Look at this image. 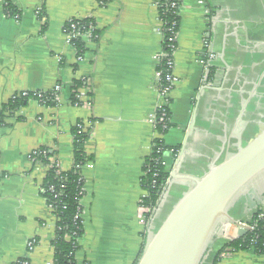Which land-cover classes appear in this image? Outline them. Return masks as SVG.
<instances>
[{
	"label": "crops",
	"instance_id": "1",
	"mask_svg": "<svg viewBox=\"0 0 264 264\" xmlns=\"http://www.w3.org/2000/svg\"><path fill=\"white\" fill-rule=\"evenodd\" d=\"M6 4L13 15L5 12ZM178 16L173 54L178 83L169 95L164 160L177 170L186 140L179 176L201 179L210 166L236 153L239 140L245 146L264 129V0H181ZM86 19L99 36L81 39L85 53L78 61L64 26ZM161 43L162 23L153 0H107L104 5L0 0V108L16 94L60 87L55 106L29 101L0 123V264L20 259L52 264L55 220L41 195L48 167L31 156L47 149L50 166L70 171L78 122L88 132L83 150L93 168L82 171L83 234L76 264H136L191 189L189 182L171 180L151 223L140 224L142 169L158 138L151 120L161 102L154 78ZM210 68L214 73L208 80ZM75 81L85 82L88 90L82 106L70 100ZM240 203L230 213L237 223L249 224L257 208L264 209V200ZM30 242H35L32 251ZM226 243L214 238L203 264H212ZM222 255L218 264H264V257L252 251Z\"/></svg>",
	"mask_w": 264,
	"mask_h": 264
},
{
	"label": "trees",
	"instance_id": "2",
	"mask_svg": "<svg viewBox=\"0 0 264 264\" xmlns=\"http://www.w3.org/2000/svg\"><path fill=\"white\" fill-rule=\"evenodd\" d=\"M100 5H104L107 0H96ZM157 8L158 17L162 23V43L161 52L167 56L171 54L169 50V39L173 33L178 31L180 18L178 11L181 0H158ZM175 3V8L171 9V4ZM5 12L8 16L13 15L14 9L10 4H6ZM75 26V32L81 35H88L92 38H98L99 33L94 29L93 21L90 19L81 21H71L64 26V31L71 34L70 26ZM71 46L75 48L77 55L85 53L84 44L81 38H73L70 41ZM164 63V61L162 62ZM159 69L165 70L163 64ZM208 80L213 77L214 69L210 68ZM83 81H75L72 87L71 102L72 105H80L75 98V92L85 88ZM58 93L50 91L46 93H19L14 95L6 104L0 108V123L7 117L13 116L16 112L24 108L29 101H35L42 107H53L56 105ZM170 117V114H168ZM19 120V119H17ZM82 122H78L72 130L73 137V165L70 171L62 172L56 165H51L48 159L51 154L47 149H39L31 156V159L48 167L44 184L41 187V195L46 199L48 206L51 208V214L55 220L54 236L50 242L53 251L52 264H76L75 254L79 249V240L83 234L82 225V208L80 200L83 196L84 179L81 174L83 166L90 161L83 150L84 143L88 138V132H82L77 128ZM171 127L168 123L167 128L162 130L157 128L158 134L162 137ZM154 147L150 155L144 161L143 176L140 179L142 190L146 197L142 200L143 207L148 209L146 223H151L156 211L163 199L167 187V181L171 169L167 166H161L163 152L168 151L162 138L155 139ZM157 150L160 151L157 152ZM172 150V149H170ZM175 151V150H173ZM262 216V218H259ZM249 225L254 226L253 232H247L240 238L226 243L223 248L215 254L212 264H218L221 254L238 251H252L255 254L264 257V209L254 212ZM137 263V262H136ZM16 264H29L26 259H20Z\"/></svg>",
	"mask_w": 264,
	"mask_h": 264
},
{
	"label": "water",
	"instance_id": "3",
	"mask_svg": "<svg viewBox=\"0 0 264 264\" xmlns=\"http://www.w3.org/2000/svg\"><path fill=\"white\" fill-rule=\"evenodd\" d=\"M241 118L242 113L239 122ZM236 132L240 133L239 127ZM238 142L236 153L210 166L201 179L179 176L186 140L183 142L177 170L170 172L167 186L171 180L186 181L193 186L167 214L136 264H203L211 243L221 235L223 227L237 224L231 210L242 201L258 205L264 200V129L245 146ZM246 231L247 226H242L236 232L237 238Z\"/></svg>",
	"mask_w": 264,
	"mask_h": 264
},
{
	"label": "built area",
	"instance_id": "4",
	"mask_svg": "<svg viewBox=\"0 0 264 264\" xmlns=\"http://www.w3.org/2000/svg\"><path fill=\"white\" fill-rule=\"evenodd\" d=\"M153 1H154L156 8H158L159 7V1L158 0H153ZM170 7H171V9H174L175 3H172ZM70 30H71V34H67L64 31V33L66 34L67 41L70 45H71V43H70L71 39H73V38L83 39L85 36L90 35V34L81 35V34L76 33L75 32V26H73V25L70 26ZM176 34H177V32L173 33V36L169 39V47L168 48L171 51V54L169 56H167V55L163 54L162 52H160L159 54H157L155 56V60L157 62V67L155 69L154 78H155V82H156V90L158 92V95L160 97L161 102H160V105L156 109V112H155V114L151 120V123L154 127V130L156 131V133L158 135V138L160 137V135L157 132V128L161 127L162 130H165L167 128L168 123H170V117H168L169 100H170L169 95H170L172 89H174V86L178 83V79L174 75V61H173V54H174V51L176 48ZM205 45L208 48L207 42ZM81 59H82V55L78 56V61H80ZM163 61H164V63H162ZM161 64H163L165 66V70L159 69ZM202 64L204 65L203 62H202ZM53 91L59 93L60 87L56 86ZM86 94H88V90L86 88H82V90H78L75 92V98L77 99V101L79 103H82V97L84 98V96ZM75 106H78V105H75ZM79 106H82V105L80 104ZM77 128L79 130H81L82 132H85V128H84L83 124L78 125ZM158 138H156V139H158ZM153 147H154V144H152V148ZM157 152L160 153L159 150H157ZM34 154H32V155H34ZM164 154H165V152H163L162 160L157 161V162H159V164L161 166H166V162L164 160ZM92 168H93V165L91 163L87 162L83 166V168L81 169V174H82L83 169L91 170ZM83 195H84V187H83ZM145 197H146V193L144 192L140 201H139V222L141 225L147 224L146 223L147 222L146 221V215L148 213V209L143 207V205H142V200ZM50 210H51V208H50ZM259 218H262V216H260ZM242 226H247L246 233L254 231V226L238 222L236 225H225L222 229L221 235L218 238L225 240L227 243L230 242V240H236L237 239L236 232L239 229H241ZM34 247H35V242H30L28 244V251H32L34 249ZM222 256H223L222 254L219 256V262H220V259L222 258Z\"/></svg>",
	"mask_w": 264,
	"mask_h": 264
},
{
	"label": "rangeland",
	"instance_id": "5",
	"mask_svg": "<svg viewBox=\"0 0 264 264\" xmlns=\"http://www.w3.org/2000/svg\"><path fill=\"white\" fill-rule=\"evenodd\" d=\"M238 118H239V115L237 116V121H238ZM258 122H259V120H258ZM258 125H260L259 123H258ZM162 138V137H161ZM166 197V196H165ZM165 199V198H164ZM164 203V202H163ZM238 205H241V203H239ZM161 208V207H160Z\"/></svg>",
	"mask_w": 264,
	"mask_h": 264
}]
</instances>
